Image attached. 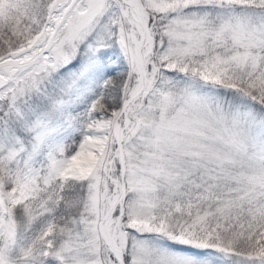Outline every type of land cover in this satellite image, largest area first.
Instances as JSON below:
<instances>
[{"label": "snow or ice", "instance_id": "1", "mask_svg": "<svg viewBox=\"0 0 264 264\" xmlns=\"http://www.w3.org/2000/svg\"><path fill=\"white\" fill-rule=\"evenodd\" d=\"M0 264H264V0H0Z\"/></svg>", "mask_w": 264, "mask_h": 264}]
</instances>
